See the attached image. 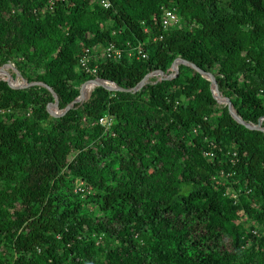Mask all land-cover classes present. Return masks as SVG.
<instances>
[{
    "label": "trees",
    "instance_id": "1",
    "mask_svg": "<svg viewBox=\"0 0 264 264\" xmlns=\"http://www.w3.org/2000/svg\"><path fill=\"white\" fill-rule=\"evenodd\" d=\"M108 1L0 0V66L47 84L62 112L86 80L132 88L182 58L264 126V0ZM110 44L120 59L79 66ZM155 80L94 86L54 117L49 90L0 79V264H264L263 132L186 65Z\"/></svg>",
    "mask_w": 264,
    "mask_h": 264
},
{
    "label": "water",
    "instance_id": "2",
    "mask_svg": "<svg viewBox=\"0 0 264 264\" xmlns=\"http://www.w3.org/2000/svg\"><path fill=\"white\" fill-rule=\"evenodd\" d=\"M179 64H183L186 65L188 67H190L191 69H193L194 71L198 72L203 78L207 79L210 83V88H211V93L213 95V97L220 103V104H224L227 107L228 113L230 114V116L240 125L244 126L247 129L250 130H259L261 132H263L264 134V126L262 125V118H260L256 123L251 122V121H246L243 119V117H241L236 110L233 107V104L230 100V98L228 96L223 95L218 87L217 81L215 79V76L211 73L208 72L198 66H196L194 63L182 59V58H176L173 60L171 66H170V73L167 74L166 72L162 71V70H157V71H153L150 73H147L145 76H143V78L132 88H124L119 86L116 82L111 81V80H106L100 77H94L92 79L86 80L84 81L80 88H79V94L77 95V97L70 102L65 109L58 115H56L55 113H53V111L51 110V108H57L58 103H59V99L57 94L55 93V91L49 87L47 84H45L44 82L41 81H31V82H27L24 78H22L20 76V74L15 70V68L13 67L12 64L10 63H4L0 66V74H3L2 76H0V79L5 80L7 82V84L14 89H19V88H26L29 86H34V85H38V86H42L44 88H46L47 90L50 91V93L53 96V101L50 102L47 105V110L50 113V115L57 117V116H61L63 115L67 110L73 108V106L75 104H82V102L87 98L88 95H84L83 94V87L91 84L92 88L94 86H100L103 87L104 89L108 90V91H112V92H132L135 93L137 91H139L143 86H145L146 84L149 83L150 78L151 77H156L155 82H158L160 80H170L173 77H175L178 74V65ZM6 68H10L13 71H15L16 76L12 77L11 74L9 73V71L6 70ZM18 79H20L19 82ZM92 90V89H91Z\"/></svg>",
    "mask_w": 264,
    "mask_h": 264
},
{
    "label": "built area",
    "instance_id": "3",
    "mask_svg": "<svg viewBox=\"0 0 264 264\" xmlns=\"http://www.w3.org/2000/svg\"><path fill=\"white\" fill-rule=\"evenodd\" d=\"M100 2L105 8L110 6V2L108 0H100ZM163 11L164 14L162 18V25L164 28H167L168 26L173 25L177 22L178 18L173 12V10L165 8ZM136 51L141 57H145V53L141 52V49L139 47L138 49H136ZM122 54V50L120 48L115 47L113 44H110L106 47L100 46L99 51L97 52H94L90 48H85L83 55L79 59V66L84 69L85 72L95 75L97 73V65L94 64L96 60L104 57L111 59H120ZM128 54L133 55V51H128ZM110 122V119L107 117H102L99 119V123L106 127L110 125ZM204 154L207 157H210L212 155V153L209 151L204 152Z\"/></svg>",
    "mask_w": 264,
    "mask_h": 264
},
{
    "label": "bare ground",
    "instance_id": "4",
    "mask_svg": "<svg viewBox=\"0 0 264 264\" xmlns=\"http://www.w3.org/2000/svg\"><path fill=\"white\" fill-rule=\"evenodd\" d=\"M91 89H92V85L91 84H88V85L84 86L83 94L84 95H88L90 93Z\"/></svg>",
    "mask_w": 264,
    "mask_h": 264
},
{
    "label": "rangeland",
    "instance_id": "5",
    "mask_svg": "<svg viewBox=\"0 0 264 264\" xmlns=\"http://www.w3.org/2000/svg\"><path fill=\"white\" fill-rule=\"evenodd\" d=\"M6 70L7 71H9V70H11L10 68H6ZM3 74H0V76H2ZM20 81V79H18V81L17 82H19ZM51 110L53 111V113H55L56 115H58V114H60L61 113V111L60 110H58V108H51Z\"/></svg>",
    "mask_w": 264,
    "mask_h": 264
}]
</instances>
